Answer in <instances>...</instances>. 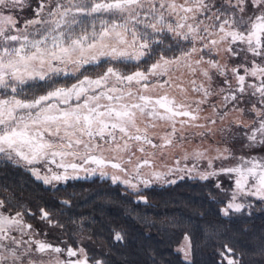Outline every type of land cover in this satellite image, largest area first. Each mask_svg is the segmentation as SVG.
Instances as JSON below:
<instances>
[{
	"label": "snow or ice",
	"instance_id": "snow-or-ice-1",
	"mask_svg": "<svg viewBox=\"0 0 264 264\" xmlns=\"http://www.w3.org/2000/svg\"><path fill=\"white\" fill-rule=\"evenodd\" d=\"M235 139L264 149V0H0V161L45 188L98 173L147 204L142 188L198 179L231 221L264 211V157L237 155ZM71 206L0 197V264H115L64 239ZM175 252L193 264L190 233ZM246 255L264 264V236L224 240L213 264Z\"/></svg>",
	"mask_w": 264,
	"mask_h": 264
},
{
	"label": "trees",
	"instance_id": "trees-1",
	"mask_svg": "<svg viewBox=\"0 0 264 264\" xmlns=\"http://www.w3.org/2000/svg\"><path fill=\"white\" fill-rule=\"evenodd\" d=\"M223 182L231 186L229 180ZM213 183L185 179L175 185L150 187L143 190L148 200L144 204L108 179L69 181L55 191L45 188L23 168L0 161V197L14 196L34 211L42 205L58 209L61 199L71 198L72 206L60 217L67 229L64 239L68 243L81 239L90 255L105 256L115 264H147L149 252L156 255L157 264H183L174 248L185 232L192 237L193 264H213V247L224 240H236L251 248L256 237L264 236V211L254 207L231 221L220 217V205L209 196V192L217 191ZM31 223L45 229L39 220L32 219ZM113 229L126 234L125 246L110 248ZM253 260L260 257L245 256L246 264Z\"/></svg>",
	"mask_w": 264,
	"mask_h": 264
},
{
	"label": "rangeland",
	"instance_id": "rangeland-1",
	"mask_svg": "<svg viewBox=\"0 0 264 264\" xmlns=\"http://www.w3.org/2000/svg\"><path fill=\"white\" fill-rule=\"evenodd\" d=\"M26 14H27V15H31L30 11H28V10H26ZM217 139H220L219 136L217 137ZM243 143H244L243 140H241V139H235L234 141L230 142L228 146L231 147L237 155L256 156V157H258V158H259V157H264V149H261V148H259V147L255 148V149H247V148L242 147ZM176 154H177V155H180L179 151H177ZM170 155H171V153H169V157H170ZM168 163H169V164L172 163V161H171L170 158H169V160H168ZM182 163H183V162H182ZM188 163L191 164V161H189ZM226 163L235 164L236 161H227ZM206 166H207V165H206V162H205V163L203 164V167H206ZM216 166L219 167V162L216 163ZM92 177L100 178V176H99L98 173H97L96 175L90 176L89 178H92ZM100 179H101V178H100ZM219 179L222 180V181L226 180V178L223 177V176L219 177ZM108 180H110V179H108ZM230 183H231V186H232V185H233V181H230ZM57 186H58V185H57ZM119 186L122 187V188L124 189V187H123L122 185H119ZM155 186H163V185H162V184H153L151 187H155ZM141 187H142V186H141ZM124 190H125V189H124ZM143 190H144V189L142 188V191H143ZM132 196H133L134 199L137 200V197H136L135 195H132ZM181 241H182V238H181V240L179 241V243H180ZM179 243H178V244H179ZM178 244H176L175 248L177 247ZM175 248H174V249H175ZM181 256H182V254H181Z\"/></svg>",
	"mask_w": 264,
	"mask_h": 264
}]
</instances>
